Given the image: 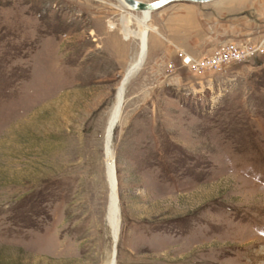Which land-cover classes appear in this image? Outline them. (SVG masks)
Masks as SVG:
<instances>
[{
	"label": "rangeland",
	"instance_id": "374dc122",
	"mask_svg": "<svg viewBox=\"0 0 264 264\" xmlns=\"http://www.w3.org/2000/svg\"><path fill=\"white\" fill-rule=\"evenodd\" d=\"M142 16L0 0V264H264V0L150 15L112 128L114 246L107 131Z\"/></svg>",
	"mask_w": 264,
	"mask_h": 264
},
{
	"label": "bare ground",
	"instance_id": "6f19581e",
	"mask_svg": "<svg viewBox=\"0 0 264 264\" xmlns=\"http://www.w3.org/2000/svg\"><path fill=\"white\" fill-rule=\"evenodd\" d=\"M119 1L121 2V5H123L127 9H131L130 6H128L127 4H125L123 2V0H119ZM141 13L143 14V16L138 18V23L141 25V28H142L141 52H140L138 58L130 65L129 69L127 70L126 77L123 81V84L121 85L120 89L118 90L116 103H115L114 109H113L112 114H111V119L109 122L108 131H107L106 156H107L108 176H109V181H110V185H111V199H110V204H109L107 221H108V225H109L111 232H112V235H113L114 246H115V243H117L116 241L119 237L121 218H120V208H119V203H118V195H117V191H116L117 179L115 176L116 173L114 170V168H115L114 167V159H113L112 150H111V136L113 135L112 128L114 127L115 122L117 124V122L119 121V116L121 114L122 105L124 102V95H125L129 80L140 69V67L144 63V60H145V57L147 54V48H148V42H149V33L151 30V27L148 25V21L150 20V15L152 14V12L144 11ZM184 61L185 62L188 61V58ZM116 124H115V126H116ZM115 255L116 254H115V249H114L112 256H111V259H110V261H108L107 264H116Z\"/></svg>",
	"mask_w": 264,
	"mask_h": 264
},
{
	"label": "water",
	"instance_id": "95a60500",
	"mask_svg": "<svg viewBox=\"0 0 264 264\" xmlns=\"http://www.w3.org/2000/svg\"><path fill=\"white\" fill-rule=\"evenodd\" d=\"M211 1L214 0H154L152 2H145L142 0H123V2L128 6H130L131 9L141 12L144 11L154 12L176 2L207 3ZM114 170L116 173V168H114Z\"/></svg>",
	"mask_w": 264,
	"mask_h": 264
},
{
	"label": "built area",
	"instance_id": "2783aa9c",
	"mask_svg": "<svg viewBox=\"0 0 264 264\" xmlns=\"http://www.w3.org/2000/svg\"><path fill=\"white\" fill-rule=\"evenodd\" d=\"M241 47L237 45H231V47L226 48L225 50H220L218 54H216V58H218L219 61L222 60H231V59H242L250 54L249 49H240ZM187 64L191 63V59H188L186 61Z\"/></svg>",
	"mask_w": 264,
	"mask_h": 264
}]
</instances>
